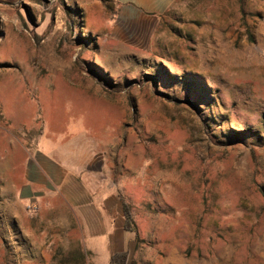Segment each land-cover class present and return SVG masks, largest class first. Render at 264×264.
I'll return each instance as SVG.
<instances>
[{"label":"rangeland","instance_id":"374dc122","mask_svg":"<svg viewBox=\"0 0 264 264\" xmlns=\"http://www.w3.org/2000/svg\"><path fill=\"white\" fill-rule=\"evenodd\" d=\"M122 250L264 264V0H0V264Z\"/></svg>","mask_w":264,"mask_h":264},{"label":"trees","instance_id":"16d2710c","mask_svg":"<svg viewBox=\"0 0 264 264\" xmlns=\"http://www.w3.org/2000/svg\"><path fill=\"white\" fill-rule=\"evenodd\" d=\"M240 134V133H239ZM242 134V133H241ZM122 199V210L124 217L123 228L125 231L137 232L131 205ZM130 253L128 250L116 251L111 255L109 264H130Z\"/></svg>","mask_w":264,"mask_h":264},{"label":"crops","instance_id":"0c3cea01","mask_svg":"<svg viewBox=\"0 0 264 264\" xmlns=\"http://www.w3.org/2000/svg\"><path fill=\"white\" fill-rule=\"evenodd\" d=\"M129 4L147 11H161L165 0H126Z\"/></svg>","mask_w":264,"mask_h":264}]
</instances>
